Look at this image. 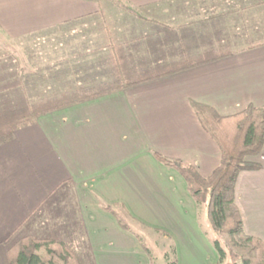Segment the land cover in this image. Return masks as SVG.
Segmentation results:
<instances>
[{
    "label": "crops",
    "instance_id": "0c3cea01",
    "mask_svg": "<svg viewBox=\"0 0 264 264\" xmlns=\"http://www.w3.org/2000/svg\"><path fill=\"white\" fill-rule=\"evenodd\" d=\"M121 1L133 14L110 23V14L95 15L99 0H0L1 39L53 28L75 39L82 35L76 24L98 26L90 44L44 50L57 59L43 64L44 81L27 102L113 82L116 59L128 70H157L208 50L229 53L1 128L0 264H8L10 244L27 235L62 240L78 264H149L137 238L104 209L115 204L133 218L128 224L166 232L176 264L218 262L202 206L154 153L209 175L220 151L190 101L222 115L264 105V1ZM109 31L122 42V58L104 38ZM251 161L259 167L238 173L235 200L244 231L264 241V147Z\"/></svg>",
    "mask_w": 264,
    "mask_h": 264
},
{
    "label": "trees",
    "instance_id": "16d2710c",
    "mask_svg": "<svg viewBox=\"0 0 264 264\" xmlns=\"http://www.w3.org/2000/svg\"><path fill=\"white\" fill-rule=\"evenodd\" d=\"M105 2L106 0H99V11L95 12V15L103 14ZM109 33V37L104 35L108 46L115 48L117 57L122 58V42H115L114 36L110 31ZM228 53L229 51L208 50L195 58L185 60L181 65H167L157 70H128L123 68L121 62L116 59L118 76L113 82L84 94H59L53 99H42L31 104L27 102L25 92L30 81L29 76L20 75L12 85L9 86L7 83L0 85V129L22 124L50 111L109 94L131 85L170 75L182 69L221 58ZM136 72L138 75L140 73V77L132 81L128 80ZM12 87L22 90L21 94L26 98L17 102L7 101L9 90ZM190 104L202 128L219 148L218 166L209 175L204 176L193 165L167 159L158 153L154 155L161 163L180 173L186 182L187 191L197 206L205 207L207 220L217 235V238L212 240V245L218 254L217 264L224 262L225 264H264V241L244 231L241 214L235 200V183L238 173L259 167V164L248 158L259 154L264 147V105L249 104L238 112L222 115L208 104L194 100H191ZM104 209L116 217L123 229L137 238L149 257V264H154L155 257L149 246L141 235L126 222L125 218H133L125 207L115 204L106 205ZM145 229L160 234L170 241L169 250L163 252V257L166 260L165 264H176L175 245L169 235L161 230L149 227ZM228 255L230 259L226 260ZM7 260L8 264H78L74 254L64 242L57 239H36L31 236L14 242L7 249Z\"/></svg>",
    "mask_w": 264,
    "mask_h": 264
},
{
    "label": "rangeland",
    "instance_id": "374dc122",
    "mask_svg": "<svg viewBox=\"0 0 264 264\" xmlns=\"http://www.w3.org/2000/svg\"><path fill=\"white\" fill-rule=\"evenodd\" d=\"M103 14L108 16L109 14L112 16L110 23L112 22V18L119 17L124 14H133V11H130L129 8L121 1V0H106L103 4ZM127 25V24H126ZM77 35L83 36L84 39L79 38H71L72 36L66 37V35L62 36V32L60 28H53L45 31H41L35 34H31L29 36H23L21 38L13 39V40H5L0 38V79L2 83L12 85L15 81L19 79V75L22 77L27 74L29 76V80L32 83H37V86H33L30 89H26L27 95L34 94L31 90H38V86L41 85L44 81V72L43 69L45 62L54 63L57 58H54V51H44L46 48H70L81 45L90 44V36L91 32L98 31V26L94 23L87 22L84 24H76ZM124 27V26H123ZM97 36V35H96ZM72 39V40H71ZM82 41V42H81ZM83 43V44H82ZM47 50V49H46ZM55 50V49H54ZM53 61V62H51ZM140 77L137 74H133L130 76L128 80L132 81L134 79H138ZM7 80V82H6ZM50 90H54L57 88L55 86L54 81L51 82ZM7 101L8 100H21L26 98L21 94L20 89L18 88H10ZM17 89L19 91H17ZM94 89H86L85 91H81L78 94H84L86 92H91ZM31 96L29 99H33ZM54 95L50 96L48 99H53ZM31 104V102H28ZM253 157L248 158V160H252ZM202 211L200 212V221L204 225V229L207 234L211 237V242L215 238H217L216 233L213 231L209 221L206 217L205 207L202 206ZM131 228L136 230L144 242L149 246V249L152 251L153 256L155 257L154 264H165L166 260L163 257V252L169 250V240L162 237V235L157 234L151 230H147L144 227H140L137 224L129 223ZM30 236V235H27ZM26 237V236H23ZM21 237V238H23ZM33 237V236H31ZM19 238V239H21ZM35 238V237H33ZM36 239H51V238H36ZM60 240V239H57ZM62 241V240H60ZM63 242V241H62ZM65 243V242H64ZM13 244V243H12ZM10 244V246L12 245ZM66 244V243H65ZM9 246V247H10ZM67 246V244H66ZM68 247V246H67ZM69 248V247H68ZM70 249V248H69ZM71 250V249H70ZM73 253V252H72ZM74 254V253H73ZM75 256V255H74ZM230 256L228 255L226 260H229ZM224 262L223 264H225Z\"/></svg>",
    "mask_w": 264,
    "mask_h": 264
}]
</instances>
